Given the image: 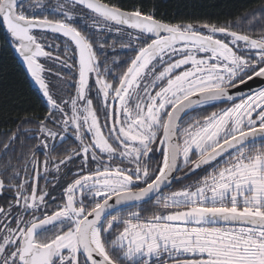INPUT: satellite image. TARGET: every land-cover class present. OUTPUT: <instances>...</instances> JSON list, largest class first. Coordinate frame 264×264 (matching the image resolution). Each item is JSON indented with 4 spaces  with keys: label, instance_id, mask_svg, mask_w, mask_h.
Segmentation results:
<instances>
[{
    "label": "snow or ice",
    "instance_id": "snow-or-ice-1",
    "mask_svg": "<svg viewBox=\"0 0 264 264\" xmlns=\"http://www.w3.org/2000/svg\"><path fill=\"white\" fill-rule=\"evenodd\" d=\"M0 21L47 106L0 139V264H264V5L0 0Z\"/></svg>",
    "mask_w": 264,
    "mask_h": 264
},
{
    "label": "trees",
    "instance_id": "trees-1",
    "mask_svg": "<svg viewBox=\"0 0 264 264\" xmlns=\"http://www.w3.org/2000/svg\"><path fill=\"white\" fill-rule=\"evenodd\" d=\"M55 4L56 0H44ZM126 8L155 7L158 18L167 21L208 20L223 23L242 13L259 9L264 0H116ZM46 104L38 89L29 81L17 56L8 47L0 26V139L9 130L20 127L25 117L43 116ZM33 128L35 125H23ZM23 139V137H22Z\"/></svg>",
    "mask_w": 264,
    "mask_h": 264
},
{
    "label": "water",
    "instance_id": "water-1",
    "mask_svg": "<svg viewBox=\"0 0 264 264\" xmlns=\"http://www.w3.org/2000/svg\"><path fill=\"white\" fill-rule=\"evenodd\" d=\"M0 26H1L2 30L4 31V33H5V26L3 25L2 21H0ZM17 58H18L20 64L22 65V67L25 69V66H24L23 62L20 60V58L18 56H17ZM25 71H26V69H25ZM29 79L31 80L30 77H29ZM31 82H32V80H31ZM33 85L35 86L36 89H38L37 86L34 83H33ZM249 85L252 86V87L264 86V81H260V80H256L255 82L250 81ZM247 88H248V86H246V85H241L240 86L241 91H244V92L247 91Z\"/></svg>",
    "mask_w": 264,
    "mask_h": 264
},
{
    "label": "flooded vegetation",
    "instance_id": "flooded-vegetation-1",
    "mask_svg": "<svg viewBox=\"0 0 264 264\" xmlns=\"http://www.w3.org/2000/svg\"><path fill=\"white\" fill-rule=\"evenodd\" d=\"M117 48H118V50H119V41H117ZM121 59H124V54L123 53H121ZM43 62V61H42ZM25 70V69H24ZM63 71L65 72V73H67L69 70L68 69H63ZM26 72V71H25ZM27 74V73H26ZM28 76V75H27ZM28 79H29V76H28ZM29 81L31 82V80L29 79ZM32 83V82H31ZM33 84V83H32ZM47 107V106H46ZM209 109L210 110H214V109H212L211 108V106H209ZM195 114V113H194ZM199 171V170H198ZM176 187L177 188H179L180 186L179 185H176Z\"/></svg>",
    "mask_w": 264,
    "mask_h": 264
},
{
    "label": "rangeland",
    "instance_id": "rangeland-1",
    "mask_svg": "<svg viewBox=\"0 0 264 264\" xmlns=\"http://www.w3.org/2000/svg\"><path fill=\"white\" fill-rule=\"evenodd\" d=\"M50 190H51V188H50Z\"/></svg>",
    "mask_w": 264,
    "mask_h": 264
}]
</instances>
